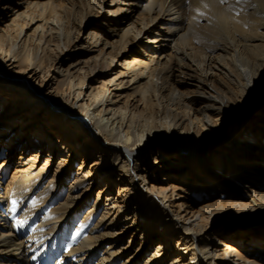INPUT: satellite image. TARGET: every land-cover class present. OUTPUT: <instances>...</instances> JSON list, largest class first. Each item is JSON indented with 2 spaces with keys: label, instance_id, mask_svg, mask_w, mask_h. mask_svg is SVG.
<instances>
[{
  "label": "bare ground",
  "instance_id": "6f19581e",
  "mask_svg": "<svg viewBox=\"0 0 264 264\" xmlns=\"http://www.w3.org/2000/svg\"><path fill=\"white\" fill-rule=\"evenodd\" d=\"M0 132V264H264V0H0Z\"/></svg>",
  "mask_w": 264,
  "mask_h": 264
},
{
  "label": "rangeland",
  "instance_id": "374dc122",
  "mask_svg": "<svg viewBox=\"0 0 264 264\" xmlns=\"http://www.w3.org/2000/svg\"><path fill=\"white\" fill-rule=\"evenodd\" d=\"M92 27V26H89V28ZM24 121V122H23ZM22 122L23 123H26L25 120H23ZM22 122H19L22 123ZM18 124V126H19ZM258 127V126H257ZM255 127L253 133H251V130L250 131H247L248 132V138L251 142L255 143V142H259L258 138H259V132H258V128ZM39 128H41V130H39ZM42 126L40 125L39 126H34V129H31L30 132H33V134H35L34 136H37V137H40V135H42ZM249 126H247V129L248 130ZM245 130V131H246ZM4 132V131H2ZM0 132V133H2ZM17 132V131H16ZM251 138V139H250ZM8 140L4 142V145H7V146H11L13 145V150H12V154L14 155V158H13V162H11V165L15 166V163L18 162L19 158L21 156L23 157H26V156H30L32 152L36 151V150H33L34 148L31 147V145H28L27 142L23 141L21 142L20 144H16V135H15V132H13L8 138ZM35 142L37 143L38 140H35ZM32 148V149H31ZM8 149V147H7ZM48 150L46 151V154L43 155V160L45 158H47V154L49 153V147L47 148ZM206 151H207V155L209 153V145H207L203 152H201L200 154L204 156V154H206ZM5 154L7 153L6 149H5ZM56 158V156H55ZM0 161L2 162L3 160H6L4 156L0 157ZM57 167V159L53 160L52 161V169H56ZM70 169V168H69ZM10 173L12 174L13 173V169L11 167V171ZM172 173V172H171ZM254 173V172H253ZM261 176L259 178H257V176H253L252 174H248L247 177H251L254 181H259L262 177V175H264V172L260 173ZM162 175V176H161ZM159 174V176L162 178L164 174ZM245 184V180H242L241 182L239 183H235L234 185H228L226 188H219L217 191H215V193L213 194V198H211L210 200L206 201V202H201V203H196V208L197 207H200L202 206L203 204L207 203V202H210V203H214L216 201H220V200H229L231 198L230 195H233V194H238L240 193V189L242 188V185ZM98 186L94 189V194L97 193V190H98ZM244 189V191H243ZM241 190V195L243 196H246L245 194V191H246V188H243ZM230 196V197H229ZM224 219H221L220 222H218L217 226H214L213 229H215V233L216 235H218L219 237L221 238H227V239H231V243L234 244L235 246H240L241 245V241H245V240H248L247 241V244L249 247H252L254 246H260V244H262L261 246H264V231H260L261 227H257L256 229V233H258V235H251L249 238H246L245 240L244 239V235L242 234L241 236L237 235V233L239 232V228L236 226V225H233V224H230L229 223H226V221H223ZM252 228H250L251 230ZM244 231H247V229H245ZM259 231V232H258ZM252 245V246H251ZM248 246H243V248H245V250H247L248 252H252V250L250 248H248ZM173 247H171V250H172ZM174 249V248H173Z\"/></svg>",
  "mask_w": 264,
  "mask_h": 264
},
{
  "label": "snow or ice",
  "instance_id": "6c2138e0",
  "mask_svg": "<svg viewBox=\"0 0 264 264\" xmlns=\"http://www.w3.org/2000/svg\"><path fill=\"white\" fill-rule=\"evenodd\" d=\"M221 2H224V0H221ZM32 203H33V205H35V204H36V201H33ZM11 205H12V207H11V211H12L13 213H15L16 210H17V201H16L15 199L12 200V201H11ZM20 223L23 224V223H25V221H20ZM33 259H35V257H33Z\"/></svg>",
  "mask_w": 264,
  "mask_h": 264
}]
</instances>
